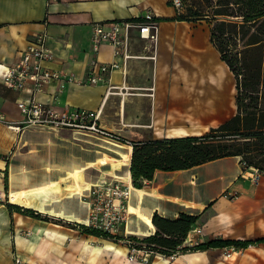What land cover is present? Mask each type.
I'll list each match as a JSON object with an SVG mask.
<instances>
[{
    "label": "crops",
    "instance_id": "obj_1",
    "mask_svg": "<svg viewBox=\"0 0 264 264\" xmlns=\"http://www.w3.org/2000/svg\"><path fill=\"white\" fill-rule=\"evenodd\" d=\"M168 2L57 0L50 3L48 0H0V64L13 63L22 56L32 38L38 33L47 32V44L55 55L53 60L45 62L46 66L66 74L75 73L85 79L91 61L96 57L101 62L117 60L121 64L118 69L106 73L98 84L68 85L59 93L60 105L100 110L102 126L132 141L199 135L237 111L236 78L212 45L209 28L197 27L196 23L186 20L166 19L177 15L176 8ZM149 9L166 19L160 20V37L155 50L148 51L150 46L154 47L153 43L140 38L138 32H134L130 42L131 53L135 57L127 61L116 58L114 48L109 43H103L97 53L92 49L91 30L94 22L139 18ZM3 71L4 68L0 66V116L5 121H18L22 115L17 103L31 94L3 84ZM55 84L40 92L37 98L54 102ZM5 121L0 120V192L6 196L10 194L11 201L8 202L5 197L0 199V203H16L40 215L37 217L16 209L10 210L7 206L14 218L12 237L15 246L12 247L11 264H14L15 256L24 259L27 264H44L45 261L60 264L71 260L66 255L67 250L72 252L76 249L108 254L107 257L111 259L110 263L107 260L108 264L119 263V259L121 264H129L126 257L128 245L125 242L87 234L76 225L85 223L89 216L81 193L100 179L124 177L104 175V171L93 170L92 162L86 159L82 149L67 140L71 134H76L74 131L24 128L20 133L7 126ZM44 131L54 132L60 140L63 139L57 143L60 148L64 147L63 142L68 143L65 146L70 153L58 155V159L64 160L48 166L50 171L53 168L60 170L56 179L31 184L27 179V149L29 144L46 143V140L39 141L45 138L41 135ZM125 148L127 177L124 179L129 180L130 177L133 182L130 172L133 147ZM230 160L237 164L234 174L221 171L211 176L196 172L203 166ZM240 171L238 156L219 158L186 170L156 171L155 177L157 174H174L172 181L179 182V188L171 187V192L163 193L152 185L142 187L148 192L134 187V196L140 200L138 205H131V208L138 214L140 223L133 233L138 237L153 234L156 231L152 222L155 211L170 219L177 217L181 211H188L200 214L195 226L203 231L199 235L191 231L190 241L194 239L204 243L210 240L264 237V183L258 185L242 178ZM144 181L153 182L148 179ZM203 189L213 190V193L205 197ZM225 191L236 196L229 198ZM158 192L162 197L155 198L157 202L143 203L141 195H155ZM146 214H149L147 227L141 221ZM83 235L102 239L104 243L85 246L79 240ZM229 248L232 246L197 250L202 254L201 259L192 264L225 262L219 261L216 253ZM55 249L64 250V257H58ZM189 252L179 254L172 260L156 254L152 256V264H191Z\"/></svg>",
    "mask_w": 264,
    "mask_h": 264
},
{
    "label": "trees",
    "instance_id": "obj_2",
    "mask_svg": "<svg viewBox=\"0 0 264 264\" xmlns=\"http://www.w3.org/2000/svg\"><path fill=\"white\" fill-rule=\"evenodd\" d=\"M168 3L173 5L172 0ZM166 19L209 23L210 41L236 78L237 111L199 135L132 141L130 172L134 187H141L146 179L154 180L156 171L186 170L225 157L238 156L240 162L264 171V0H183L177 15ZM8 207L40 217L32 209L12 202ZM199 217L200 214L181 211L170 219L155 211L152 222L156 231L129 238L139 247L165 256L220 246L247 248L264 242L262 237L187 244ZM76 225L87 234L118 241L96 228Z\"/></svg>",
    "mask_w": 264,
    "mask_h": 264
},
{
    "label": "built area",
    "instance_id": "obj_3",
    "mask_svg": "<svg viewBox=\"0 0 264 264\" xmlns=\"http://www.w3.org/2000/svg\"><path fill=\"white\" fill-rule=\"evenodd\" d=\"M57 0H48L53 3ZM177 11L183 8V0H172ZM144 16L130 19L101 20L92 24V49L97 53L103 43H109L114 48V56L123 58L124 61L135 57L131 53L130 42L134 32H138L140 38L151 41L157 48L160 35V17L155 11L149 9ZM47 32L38 33L32 38L23 50L22 56L10 64H0L4 68L2 81L10 88L30 92L28 98L20 100L17 108L22 115L18 121H1L17 132H23L24 128H45L47 130L67 129L80 135L90 136L95 139L107 141L118 146L133 147L132 140L117 131L102 126L100 123V110L86 109L81 107H69L60 105L59 93L71 83L87 86V84H98L104 79V75L114 69H118L119 61L101 62L97 57L91 61V67L85 79L76 76L75 73L66 74L59 69H53L45 65V62L54 59V53L50 50L47 42ZM155 57V55H152ZM56 83V84H55ZM57 85L53 94L54 102H45L37 98L40 92H45L50 85ZM241 177L251 180L255 184L264 183V171L255 166H248L241 162ZM1 175V172H0ZM84 202L89 209L88 219L84 224L93 227L105 234L116 238L119 242L128 245L126 257L129 264H152V256L159 254L147 249L145 246H138L129 236H136L129 230L134 213L131 205L134 197L133 182L128 179L114 177L103 178L81 193ZM225 195L234 198L236 194L225 191ZM11 196L0 192V199ZM122 229L124 234L122 235ZM202 234V228L193 226L189 233ZM187 244H198V241L187 237ZM234 247L225 249L224 254L232 256ZM162 255V254H159ZM165 256V255H162ZM177 255L165 256L172 260ZM14 264H27L19 256L14 257Z\"/></svg>",
    "mask_w": 264,
    "mask_h": 264
},
{
    "label": "rangeland",
    "instance_id": "obj_4",
    "mask_svg": "<svg viewBox=\"0 0 264 264\" xmlns=\"http://www.w3.org/2000/svg\"><path fill=\"white\" fill-rule=\"evenodd\" d=\"M197 27L200 26L204 29L206 27L209 28V23L206 21H198ZM155 47H151L148 51H153ZM72 133V132H71ZM41 135L45 138H41L39 141H45L46 143L41 144H29L27 149L26 155V163H28L29 171L27 172V179L29 183H36L42 181H50V179H56L58 176V172L55 168L51 171L48 170V166L52 165L53 163H57L59 161H63L64 159H58V155H69L70 150L66 148L65 145H69L68 143L63 142L62 148L58 146L59 143L63 139H59L56 133L50 131L41 132ZM27 135H25V138ZM67 140L70 141L71 144L75 143L76 146L82 149L83 154L85 155L86 159L91 161V168L95 171H104V175H118L119 177L126 178V165L125 162L127 161L125 158V153L127 149L125 146H118L111 144L107 141L95 139L93 137L82 136L79 134H71V137H67ZM54 148V149H53ZM78 150V149H77ZM74 151V150H73ZM89 164V165H90ZM237 168V164L235 161H226L218 163L217 165H207L203 166L200 169H197L196 172H201L202 174H209L211 176L217 175L219 172L224 171L228 175L234 174ZM195 172V171H194ZM174 174L165 173V174H157V177L154 178L153 182L146 183L142 181L141 183V190L148 192L146 189H142L143 186L152 185L153 187L156 186L159 188L160 191L163 193L171 192V187L179 188L178 183L174 182L173 180ZM188 176V174H186ZM177 180V179H176ZM136 188V187H135ZM205 193V197L209 196L213 193V190L210 189H203ZM151 195H141L143 198V203L145 205L152 204L155 201V198L162 197L159 192L157 194ZM140 198L136 195L133 197L132 205H138ZM157 202V201H155ZM154 202V203H155ZM16 204V203H15ZM7 205H2L0 203V264H11V256H12V247L15 245L13 244L14 238L12 237V232L14 233V218L12 217V212L9 211ZM44 214V215H43ZM42 215L48 217L46 213ZM51 217V216H50ZM49 218V217H48ZM51 219V218H50ZM54 220V219H53ZM58 221V220H56ZM63 222V221H61ZM140 218L136 215L133 216L132 222L130 223L129 230H135L136 226L139 225ZM63 224H68V222H63ZM76 226V225H75ZM74 226V227H75ZM77 227V226H76ZM122 235L124 234V229H122ZM90 239V240H87ZM257 239V238H254ZM79 240L83 245H103L104 241L102 239L92 237L89 238L88 236H80ZM196 245V244H194ZM230 249V248H229ZM16 250V249H15ZM80 249H76L68 251L66 253L67 257H70L71 260L68 262L62 261L60 264H108L111 262V259L107 257L108 254H99L97 252H80ZM224 249L218 251L216 257L219 261L224 260L227 264H264V243H254L252 247L249 246L248 249H240L237 248L236 250L231 251L233 256H226L224 254ZM58 257H64V250H56ZM173 259V258H172ZM108 260V262H107ZM126 261V260H124ZM44 264H51L46 263ZM121 264V260H118ZM55 264V263H54ZM59 264V263H56Z\"/></svg>",
    "mask_w": 264,
    "mask_h": 264
},
{
    "label": "bare ground",
    "instance_id": "obj_5",
    "mask_svg": "<svg viewBox=\"0 0 264 264\" xmlns=\"http://www.w3.org/2000/svg\"><path fill=\"white\" fill-rule=\"evenodd\" d=\"M148 220H149V214H146L145 216H143L142 217V219H141V221H143L144 222V224H146L145 226L147 227V226H149V224H148ZM143 228V227H142ZM189 257H191V264L192 263H194V262H196L197 260H199V259H201L200 257H201V253L200 252H197V250L196 251H190L189 252ZM220 264H226L225 262H223V261H221L220 262Z\"/></svg>",
    "mask_w": 264,
    "mask_h": 264
}]
</instances>
